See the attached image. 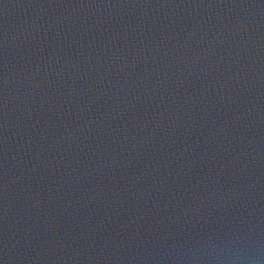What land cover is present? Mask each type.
<instances>
[{
  "label": "water",
  "instance_id": "95a60500",
  "mask_svg": "<svg viewBox=\"0 0 264 264\" xmlns=\"http://www.w3.org/2000/svg\"><path fill=\"white\" fill-rule=\"evenodd\" d=\"M0 264H264V0H0Z\"/></svg>",
  "mask_w": 264,
  "mask_h": 264
}]
</instances>
